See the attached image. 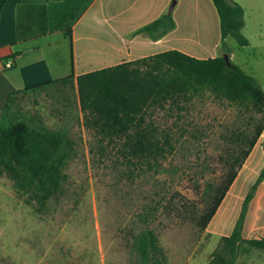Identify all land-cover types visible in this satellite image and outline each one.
Here are the masks:
<instances>
[{
	"label": "trees",
	"instance_id": "16d2710c",
	"mask_svg": "<svg viewBox=\"0 0 264 264\" xmlns=\"http://www.w3.org/2000/svg\"><path fill=\"white\" fill-rule=\"evenodd\" d=\"M4 3L5 0H0V12ZM212 3L219 19L220 56L196 58L171 49L10 92L0 112V175L10 179L16 191L25 195V201L38 212L51 200L57 202L65 196L63 170L76 155V141L65 125L49 128L39 115L22 113L23 101L29 93L45 92L62 105L61 113L78 108L82 125L95 140L96 149L102 154L117 152L120 174L131 178L159 173L163 160L173 149L168 131L160 128L152 115L168 105L181 109L191 98L207 92L243 108L249 117L243 128L231 131L227 137L230 148L223 160L224 176L194 220L204 230L264 130V89L255 77L231 61L226 64L223 58L229 53L225 42L228 36L240 47L249 44L242 33L243 8L232 0H212ZM39 11L43 18L44 6ZM174 28L171 15L163 14L136 33L156 39ZM47 30L45 22L39 23L38 34ZM30 34L34 32L29 27L18 31L20 37ZM64 34L69 38L70 29ZM263 177L264 166L256 184ZM247 201L248 197L244 208ZM158 210L159 203H148L137 214L141 227L129 241L135 264H164L158 236L149 228ZM242 216L243 211L232 233L220 239L207 264H235L243 247L245 251H264V238L241 236Z\"/></svg>",
	"mask_w": 264,
	"mask_h": 264
},
{
	"label": "rangeland",
	"instance_id": "374dc122",
	"mask_svg": "<svg viewBox=\"0 0 264 264\" xmlns=\"http://www.w3.org/2000/svg\"><path fill=\"white\" fill-rule=\"evenodd\" d=\"M211 40L186 47L194 52ZM228 45L235 52L232 60L244 66L248 50L230 36ZM212 54L222 55L221 47ZM77 62L78 70L106 64L100 53L87 52ZM55 101L45 92L29 93L22 113L39 115L49 128L65 125L75 139L76 155L63 170L65 196L38 212L0 175V264H135L129 241L141 227L137 214L156 202L159 210L149 228L158 236L164 264H207L219 242L205 236L194 220L224 176L227 137L243 128L249 114L207 92L181 109L168 105L156 111L152 119L168 131L173 149L159 173L127 178L119 172L117 152L96 149L79 109L61 113ZM244 250L235 264L249 263L252 255Z\"/></svg>",
	"mask_w": 264,
	"mask_h": 264
},
{
	"label": "crops",
	"instance_id": "0c3cea01",
	"mask_svg": "<svg viewBox=\"0 0 264 264\" xmlns=\"http://www.w3.org/2000/svg\"><path fill=\"white\" fill-rule=\"evenodd\" d=\"M232 1L243 8L242 33L249 44L241 47L248 50L242 66L232 60L235 52L228 45V36L229 58L264 89V0ZM40 6H44L43 18ZM163 14L171 15L173 30L156 39L136 33ZM43 22L48 30L38 34L37 27ZM24 27L34 35L20 37L18 31ZM66 29L71 32L69 38L64 34ZM209 38V46L193 50L207 56L198 54L196 58L215 57L213 50L220 48L219 19L212 0H5L0 12V112L12 91L171 49L194 56L197 54L186 45L203 44ZM82 52L100 53L106 64L78 70ZM7 61L12 63L9 68L4 66ZM263 144L264 130L203 230L216 245L232 233L242 211L241 236L264 238V177L256 184L264 166ZM246 253L252 255L248 264H264V251L249 249Z\"/></svg>",
	"mask_w": 264,
	"mask_h": 264
},
{
	"label": "water",
	"instance_id": "95a60500",
	"mask_svg": "<svg viewBox=\"0 0 264 264\" xmlns=\"http://www.w3.org/2000/svg\"><path fill=\"white\" fill-rule=\"evenodd\" d=\"M223 58H224V60H225L226 64H229V63H230V60H229V58H228V55H227V54H224V55H223Z\"/></svg>",
	"mask_w": 264,
	"mask_h": 264
},
{
	"label": "built area",
	"instance_id": "2783aa9c",
	"mask_svg": "<svg viewBox=\"0 0 264 264\" xmlns=\"http://www.w3.org/2000/svg\"><path fill=\"white\" fill-rule=\"evenodd\" d=\"M11 65H12L11 61H7L4 66L6 68H9V67H11Z\"/></svg>",
	"mask_w": 264,
	"mask_h": 264
}]
</instances>
